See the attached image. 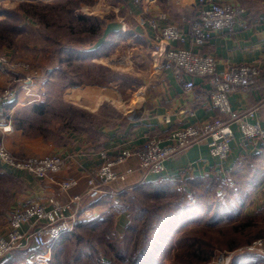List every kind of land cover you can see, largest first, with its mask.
Segmentation results:
<instances>
[{
  "label": "rangeland",
  "instance_id": "374dc122",
  "mask_svg": "<svg viewBox=\"0 0 264 264\" xmlns=\"http://www.w3.org/2000/svg\"><path fill=\"white\" fill-rule=\"evenodd\" d=\"M144 1L149 7L151 3L155 6H143V9L132 5L129 0H1L0 72L8 73L10 81L0 89V96H5L8 90L15 92L14 97L20 100L42 102L47 98L46 88L53 85L48 91L51 96L48 99L54 105L58 100L84 90L80 88L83 85L96 83L118 85L127 98L126 102L130 103L131 85L141 82L136 70L148 67L155 57L153 43L144 36L143 31L138 30V26L143 24L148 28V19L159 12H165L170 21L180 25L196 15L195 0ZM141 9L142 13L138 16ZM73 13L87 14L91 18L81 22L72 16ZM5 23L17 27L11 28ZM97 47L101 48L98 50ZM83 48L96 53L92 56L74 53L84 51ZM65 86L69 88L64 91L62 89ZM38 94L40 99L32 101ZM7 100L0 101V104ZM127 108L129 110V106ZM58 109L62 114H72L70 108L59 104ZM105 110L109 115L114 114L108 107ZM27 123L33 126V130L41 126L42 121L36 115L34 122ZM6 126L8 123L0 119V133L13 132V124L11 131H6ZM0 140L3 141L1 137ZM8 150L13 153L10 148ZM248 163H251L249 159L241 160L238 171L231 176L230 182L234 180L237 183L229 182L232 192L227 191L226 197L211 198L214 202L211 210L205 205L197 211L198 222L185 223L175 218L167 224L150 248L145 264H218L219 254L228 251H235L231 264H264L263 254L243 249L252 239L264 236V204L263 209L255 211L253 215H246L240 207V214L233 221L222 220L219 225L207 224L211 221L207 214H211L216 210L215 206L219 205L215 202L226 199L232 202L236 196L251 200L254 196L256 188L247 187L243 193L236 192L242 189L238 187L240 182L248 179L247 175L251 172ZM122 186L107 187L119 193L112 195L116 196L114 198L109 196L103 199L104 204L100 208L105 209H99L98 216L91 215L93 217L80 221L97 217L100 224H80L72 234L63 235L55 244L56 249L49 264H101V261L108 260L128 264L121 260V256H133L134 242L140 238L143 228L145 214L142 207L156 206L172 198L153 196L154 187L145 183L131 188ZM22 188L19 177L4 172L0 166V233L4 232L8 224L9 215L18 202L16 194ZM19 205L20 202L16 206ZM123 206L127 208L128 217L124 219L121 216L127 223L120 233L114 215L119 212L118 207ZM224 207L228 209L232 205L225 204ZM204 216L207 218L201 219ZM186 218L188 220L189 216ZM218 219L215 215L212 221ZM108 238L115 242L116 248L109 245ZM21 249L4 256L0 264H34L32 252L35 247ZM199 249L203 251L200 255L195 253ZM207 255L211 256L209 260L204 259Z\"/></svg>",
  "mask_w": 264,
  "mask_h": 264
},
{
  "label": "crops",
  "instance_id": "0c3cea01",
  "mask_svg": "<svg viewBox=\"0 0 264 264\" xmlns=\"http://www.w3.org/2000/svg\"><path fill=\"white\" fill-rule=\"evenodd\" d=\"M231 1L246 8L234 32L210 31L207 42L202 47L195 46L188 35H185L177 42H163L160 49L155 46L149 27L143 24L138 26V30L143 31L144 36L153 43L155 57L154 62L151 60L148 67L136 70L141 82L139 85H131L130 103L126 102L127 98L118 85L91 83L80 87L84 90L73 93L72 97H64L54 105H51L52 100L48 99L51 97L48 91L53 85L46 88L47 98L42 102L29 103L15 96L9 98L6 103L0 104V119L14 125L12 133H0V137L14 154L19 157L59 154L64 159L63 168L56 175V181L37 178L26 170L0 164L4 172L19 177L23 183V188L16 194L18 202L14 204V208L19 202L21 203L19 206H22L30 200L45 199L49 196L67 201L77 194H84L94 184L88 171L103 162L100 154L102 150L115 154L123 147L137 148L148 135L164 136L173 129L194 122L211 120L220 115L206 97L209 88L207 78L181 73L184 80L193 83V89L188 91L184 89L178 78V70L168 62L164 52L170 45L184 46L212 54L217 59L219 72H223L232 64L259 65L262 74L257 81V88L251 91L233 92L230 95V102L236 111L258 107V120L264 126V0ZM143 6L150 8L155 4L151 3L149 7L143 0L139 8ZM141 12L142 9L137 15L140 16ZM181 26L185 30L188 28L187 23ZM2 73L0 72V89L10 81V75ZM67 86L62 90L68 89ZM58 104L71 109L70 117L60 113ZM105 106L114 111V114L109 115ZM36 115L41 118L42 124L38 127L34 126L36 129L32 130L33 126L28 125L27 122H34ZM251 120L255 121V119ZM233 127L235 136L232 140V151L224 161L223 168L219 159L211 156L207 140L204 139L166 161V172L163 174L135 171L126 181L106 185L107 193L84 196L79 205L80 218L98 216L99 209H105L100 208L104 204L103 199L109 196L116 197L112 196L115 193L108 190V186L124 185L122 187L131 188L139 183H156L165 179L187 184L189 180L197 177H213L219 174L227 178L230 173L238 170V161L259 153L261 147V142L257 140H244L237 125ZM258 160L264 163V156L259 155ZM128 164H137L136 158H130ZM190 164H194L192 169L188 168ZM118 169H125V166H118ZM66 179H76L77 184L69 191L61 192L58 182ZM231 184L236 182L233 180ZM262 191H264L263 183L253 191L254 196L251 200L246 199L241 207L246 215H253L255 211L263 209ZM126 212L127 210H123L115 213L120 233L127 223L124 220L128 217ZM7 230L8 224L0 234L6 233Z\"/></svg>",
  "mask_w": 264,
  "mask_h": 264
},
{
  "label": "built area",
  "instance_id": "2783aa9c",
  "mask_svg": "<svg viewBox=\"0 0 264 264\" xmlns=\"http://www.w3.org/2000/svg\"><path fill=\"white\" fill-rule=\"evenodd\" d=\"M129 1L137 7L143 2ZM245 12L246 8L243 5L231 0H196V15L187 21V30L180 24L170 21L165 12H159L149 18L148 27L155 46L160 49L163 42H177L185 35H188L195 46L202 47L207 42L210 31L226 30L233 33L238 20ZM164 52L168 62L178 70V78L185 90L193 89V83L184 80L181 73L208 79L206 97L220 115L211 120L173 129L164 136L148 135L137 148L123 147L115 154L102 150L100 154L103 162L88 171L94 184L84 194H77L67 201L49 196L45 199L30 200L14 208L9 215L7 232L0 234V260L13 250L34 246L38 248L34 253V264H49L56 242L64 234L73 232L82 220L79 205L84 196L107 193L106 185L126 181L135 171L163 174L166 172V161L204 139L207 140L211 156L219 159L223 168L224 161L232 151V140L235 136L233 125H237L244 140H257L264 144V126L258 120V107L236 111L230 102V95L233 92L257 88V81L262 74L259 65L232 64L223 72H219L217 59L212 54L179 45H170ZM14 95L15 92L6 90V95L0 96V101ZM37 99H40L39 94L32 101ZM4 129L11 131V124L8 123ZM132 157L136 158L137 164H128ZM0 164L26 170L37 178L56 181V175L63 168L64 159L59 154L17 157L8 150L4 141L0 140ZM122 165L125 169H118V166ZM193 166L194 164H190L188 168L192 169ZM76 184V179L58 182L61 192L69 191ZM243 249L264 255V236L253 239ZM234 252H221L217 263L231 264Z\"/></svg>",
  "mask_w": 264,
  "mask_h": 264
},
{
  "label": "trees",
  "instance_id": "16d2710c",
  "mask_svg": "<svg viewBox=\"0 0 264 264\" xmlns=\"http://www.w3.org/2000/svg\"><path fill=\"white\" fill-rule=\"evenodd\" d=\"M72 16H74L77 20L79 19L81 22H87L91 18L87 14L78 15V14L73 13ZM7 25L11 28L17 27L12 24H7ZM101 47H97L96 49L99 50ZM83 50L84 51H79V52L74 51V53L78 55L88 54L89 56H92L93 54L96 53L94 50H90L88 48L87 49L83 48ZM259 155L264 156V144L262 143H261L259 153L250 155V157L245 158V159H249L251 162V163H248L250 165L249 169L251 172L247 175L248 179H246L244 182H240L241 185L238 187H242V189L241 190L237 189L236 192L243 193V191H245L247 187H251L252 189H254L264 182V168H263L264 163L262 162L256 163V160H258ZM238 163L239 161L237 162V164ZM236 171L238 170L236 169L234 172L230 173L227 178L223 177L220 174L215 175L213 177H197V178H194L193 180H189L187 184L185 182L181 183L178 180L174 181L171 179L161 180L156 183H149V182L145 183V185H151L154 187L155 194L153 193L152 194L153 196L155 195L158 198L171 197L172 199L164 201L166 203H159L156 206L154 205L149 206V208L147 206L142 207L141 210L145 214L144 219H143L144 220L143 228L141 230L140 238H138L137 241L134 242L135 245H134V250H133L134 251L133 256L131 255L128 258H126L128 255L124 254V256H121V260L125 261L128 264H145L150 248L153 246L156 238L161 233V231L164 229V227L170 222H172L173 220H175V218H179V220H182L185 223L198 222L200 219L198 218L199 214L197 211L199 209H202L203 206L205 205L208 206L209 209L211 210L214 204V202L211 201V198L226 197L227 191L232 192L231 188H229L230 187L229 186L230 175L231 176L234 175ZM246 199L244 200L242 196L241 198L240 197L238 198V196H236L235 200H232L233 203L231 202L230 199H226L221 202H215L216 205L217 203H219V205L215 206V209H216L215 211H212L211 214L210 213L207 214V216L208 217L210 216V219H211V221L209 220L207 224L208 225H219L222 222V220L223 221L224 220L233 221L239 216L240 209H241L240 207L244 205ZM225 204H231L232 207L225 209L224 207ZM223 207H224V210H222ZM118 210L123 211V210H127V208L125 206L121 208L118 207ZM215 215L218 216L219 219L212 221V218ZM186 216H189L188 220ZM207 216H204L201 219L207 218ZM80 224L98 226L97 224H100V222L99 220H97V217H96L95 219L92 218L90 220H86L84 222L78 223L77 227ZM93 226H90V227H93ZM72 233H67V235L72 234ZM108 243L112 248H116L115 242L111 241L110 238H108ZM55 249H56V246L54 247L53 250ZM16 250H22V249H16ZM16 250H13L12 252ZM37 250L38 248H35V250H33L32 252L33 255ZM202 252L203 251L201 249L195 251V253H197L198 255H200ZM21 255L24 257L23 253H21ZM210 257H211L210 255H207V256H204V259L209 260ZM101 264H117V263L114 262L113 260H108V261H101Z\"/></svg>",
  "mask_w": 264,
  "mask_h": 264
},
{
  "label": "bare ground",
  "instance_id": "6f19581e",
  "mask_svg": "<svg viewBox=\"0 0 264 264\" xmlns=\"http://www.w3.org/2000/svg\"><path fill=\"white\" fill-rule=\"evenodd\" d=\"M138 101V100H137Z\"/></svg>",
  "mask_w": 264,
  "mask_h": 264
}]
</instances>
